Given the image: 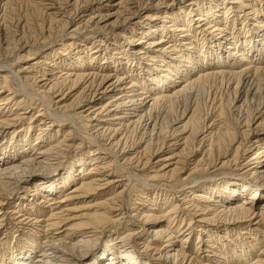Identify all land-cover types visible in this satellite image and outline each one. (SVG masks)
I'll list each match as a JSON object with an SVG mask.
<instances>
[{"label": "bare ground", "instance_id": "obj_1", "mask_svg": "<svg viewBox=\"0 0 264 264\" xmlns=\"http://www.w3.org/2000/svg\"><path fill=\"white\" fill-rule=\"evenodd\" d=\"M203 1L0 0V264H264V9Z\"/></svg>", "mask_w": 264, "mask_h": 264}, {"label": "rangeland", "instance_id": "obj_2", "mask_svg": "<svg viewBox=\"0 0 264 264\" xmlns=\"http://www.w3.org/2000/svg\"><path fill=\"white\" fill-rule=\"evenodd\" d=\"M196 1H198V2H204L203 0H196ZM258 3H260V5H261V8H263L264 9V4H263V0H258ZM23 7V8H22ZM20 9L21 10H19V15H20V17H22V18H24L25 17V19H27L28 21H32V18H31V16L29 17L28 15H26L25 16V13L23 14V12H25V7H24V5H20ZM160 13H161V11H159ZM158 12V13H159ZM241 12V11H240ZM246 11H243L242 13H245ZM159 13V15L161 16L162 15V17H163V14L161 13L160 14ZM22 15V16H21ZM23 15H24V17H23ZM79 16H80V14H78V18H79ZM247 16H245L244 18H246ZM254 18H256V19H259V18H261V13L259 14L258 13V15L256 16V17H254ZM159 19H162V18H160L159 17ZM159 19H157V20H159ZM75 20H77V18L75 19ZM249 22H251V21H249ZM222 24H224V23H222ZM227 25V24H226ZM20 65H21V63H20ZM261 84H260V83ZM258 82V86H259V84H260V88L258 87V89H259V91L262 93H264V77H262L261 78V80ZM212 92H211V91ZM204 94L202 95V97H200V101H201V99H202V102H201V104H200V106H202L201 108H202V110L205 112V114H206V112H207V108H209V107H211L210 106V102H209V99L211 100L212 98H214L215 97V100H222L223 102H225L226 100H227V92H225L226 90H225V86H224V84H219V83H215V82H213V81H209L208 83H207V86L205 87V89H204ZM227 93V94H226ZM211 94H213L214 95V97H213V95H212V97H211ZM206 97H209L208 99H207V101H205L206 100ZM205 103V104H204ZM206 103H208V105H206ZM206 105V106H205ZM207 106H209V107H207ZM204 108V109H203ZM207 109V110H206ZM206 110V111H205ZM210 110V109H209ZM203 112V113H204ZM34 114H36V113H34ZM27 122V121H26ZM26 122H23L21 125H19L18 127H20V126H22V125H25L26 124ZM12 129H14V128H9L8 130H12ZM34 133H36L35 131H34ZM72 154L73 153H69L68 154V156H67V158L66 159H68V158H70L71 156H72ZM154 159H156V158H154ZM154 159H152V162L154 161ZM71 161V160H70ZM141 172V171H140ZM140 172L139 171H135V173H137V175H139L140 174ZM142 174H143V171L141 172ZM134 190V189H133ZM134 194V193H133ZM128 196V197H127ZM131 196V197H130ZM125 198L126 199H124L125 201H123V203H122V210H124V208H126L127 206V204H131V200H133L134 199V197L132 196V191L130 192V191H128L127 193H126V195H125ZM92 199V198H91ZM87 201H89V198L88 199H86V202ZM97 201H100L98 198H97V200H96V202ZM66 204H68V207H70V208H73V210L72 211H67V212H65V213H63V215H64V217L65 218H67V219H69L70 217H74V216H77V215H79V214H83V213H92V210H87V211H84L85 209V206H86V204L87 203H85V202H83V201H77V200H72V201H70V202H68V203H66ZM128 208V207H127ZM127 208L124 210V211H126L127 210ZM83 210V211H82ZM165 225V224H164ZM113 227H119V225L117 226V224H114L113 226H111L110 227V229L111 228H113ZM261 229V228H260ZM12 231H10V234H9V236H10V238H9V236H7V238L5 239V235H1L0 234V239L2 240L3 238L9 243V247H14V246H16V243H15V240L13 239V238H11L14 234H11V233H13L15 230H13V229H11ZM18 234V233H17ZM260 235V234H259ZM3 237V238H2ZM257 238H258V240H261V236H257ZM12 240V241H11ZM4 241V240H3ZM3 241H1V243L3 242ZM11 241V242H10ZM264 246V245H263ZM191 248H192V244H191ZM223 250H221V252H222Z\"/></svg>", "mask_w": 264, "mask_h": 264}]
</instances>
